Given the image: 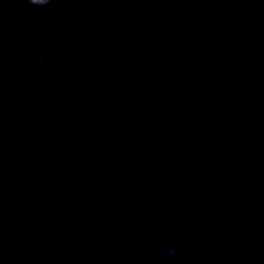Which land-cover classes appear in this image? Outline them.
<instances>
[{
  "label": "water",
  "instance_id": "1",
  "mask_svg": "<svg viewBox=\"0 0 264 264\" xmlns=\"http://www.w3.org/2000/svg\"><path fill=\"white\" fill-rule=\"evenodd\" d=\"M0 264H264V0H0Z\"/></svg>",
  "mask_w": 264,
  "mask_h": 264
},
{
  "label": "clouds",
  "instance_id": "2",
  "mask_svg": "<svg viewBox=\"0 0 264 264\" xmlns=\"http://www.w3.org/2000/svg\"><path fill=\"white\" fill-rule=\"evenodd\" d=\"M24 2L32 7H45L47 6L51 0H24ZM37 27H41V25H37ZM44 58L38 52L34 53L32 66L42 67L44 65ZM31 70V68L29 69ZM155 258L157 261H165L166 259L177 260L179 259V252L174 246L170 245H162L155 254Z\"/></svg>",
  "mask_w": 264,
  "mask_h": 264
}]
</instances>
